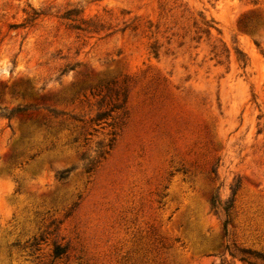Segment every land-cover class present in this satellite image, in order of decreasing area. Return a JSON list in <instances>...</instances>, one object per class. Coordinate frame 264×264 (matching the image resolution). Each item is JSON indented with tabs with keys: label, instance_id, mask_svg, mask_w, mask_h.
Instances as JSON below:
<instances>
[{
	"label": "rangeland",
	"instance_id": "obj_1",
	"mask_svg": "<svg viewBox=\"0 0 264 264\" xmlns=\"http://www.w3.org/2000/svg\"><path fill=\"white\" fill-rule=\"evenodd\" d=\"M239 248L264 254V0H0V264Z\"/></svg>",
	"mask_w": 264,
	"mask_h": 264
},
{
	"label": "trees",
	"instance_id": "obj_2",
	"mask_svg": "<svg viewBox=\"0 0 264 264\" xmlns=\"http://www.w3.org/2000/svg\"><path fill=\"white\" fill-rule=\"evenodd\" d=\"M33 15H36L34 12ZM33 17V16H32ZM65 171L59 173L60 178L65 177ZM209 204L211 209H213L215 212H217L218 208L220 207L225 215V219L223 220V228L224 232L227 233V224H228V213L232 208V199H229L224 202L223 205H221L220 200H218L216 195H211L209 198ZM229 254L232 257L238 256L239 259L247 264H257V260L262 261V264H264V254L261 252H257L254 250H250L249 248H239L236 252L230 251Z\"/></svg>",
	"mask_w": 264,
	"mask_h": 264
}]
</instances>
